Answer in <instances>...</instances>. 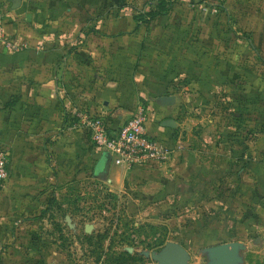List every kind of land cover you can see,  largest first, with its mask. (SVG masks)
Wrapping results in <instances>:
<instances>
[{"label":"crops","instance_id":"obj_1","mask_svg":"<svg viewBox=\"0 0 264 264\" xmlns=\"http://www.w3.org/2000/svg\"><path fill=\"white\" fill-rule=\"evenodd\" d=\"M20 5L5 11V31L17 46H0V85L6 88L2 92L16 95L2 97L14 104L0 109L2 141L12 154L9 189L26 194L52 188L60 178L92 173L107 177L118 190L131 184L132 189L154 196L171 185L169 180H176L197 185L193 198L201 230L212 221L221 232H229L214 245L228 243V238L236 241L237 231L261 225L264 85L259 86V97H249V63L235 64L227 58L236 49L247 54L257 50L251 36L264 40V0H228L224 12L217 14L185 9L194 28L179 34L183 45L176 51L170 43L164 48L167 37L162 29H149L157 18L143 31L134 16H118L104 28L88 30L85 15L68 7L52 14L56 20L51 28L29 31L23 29V18L31 16L24 8L26 0ZM239 26L242 29L235 30ZM192 38L193 47L188 42ZM258 43L264 55V44ZM177 52L198 55L194 85L210 90V97H193L194 110L191 97H180L172 89L173 56L168 59L166 54ZM145 53L160 55L150 65L143 57L148 66L138 68L140 54ZM258 69L263 72L264 64ZM164 97L172 100L166 103ZM140 106L148 113V132L163 137L174 149L160 166L128 170L108 162L105 152L94 148L77 113L100 112L117 126L125 119L124 112L134 114ZM169 119L171 125L165 126ZM214 174L220 175L205 185Z\"/></svg>","mask_w":264,"mask_h":264},{"label":"rangeland","instance_id":"obj_2","mask_svg":"<svg viewBox=\"0 0 264 264\" xmlns=\"http://www.w3.org/2000/svg\"><path fill=\"white\" fill-rule=\"evenodd\" d=\"M14 1L0 0V9L4 13L7 9H20L22 5L13 7ZM153 1L26 0L24 8L30 11L31 16L23 18V29L37 31L51 28L56 20L52 14L66 12L68 7L85 15L88 22L84 28L91 30L101 25L104 28L112 18L118 16L127 19L131 16L153 15ZM227 1L168 0L167 12L157 16L155 26L149 29H162L167 37V44L163 43L164 48L170 43L171 49L176 51L183 45L179 34L194 28L193 19L187 20L185 17V9H190L192 13L201 10L217 14L224 12ZM229 11L231 15L234 14L233 10ZM144 29L145 25H142V31ZM236 29L242 28L239 26ZM251 38L257 50L247 54L243 53L244 50L236 49L235 55L227 60L235 64L249 63V97H259L262 94L259 86L264 85V71H260L258 65L264 64V55L259 51L258 42L263 46L264 40L253 36ZM188 42L194 46V38ZM245 45L242 43V46ZM159 55L140 54L138 68L144 66L145 62L152 64ZM171 56L169 77L174 86L172 89L180 97H191L189 104L194 110L193 97H210V90L202 91L194 85V80L198 78L195 73L198 55H182L180 52L175 55L166 54L168 59ZM143 57L146 58L145 62H142ZM4 89L0 85V109L14 104L12 100L3 101L2 97L16 96H8L2 92ZM124 113L127 118L133 112ZM2 131L0 126V149H7L10 167L12 154L2 141ZM169 181L171 185H165L161 193L143 198L137 197V194L144 193L132 189L131 184L118 190L107 177H96L92 173L79 179L60 178L52 183V188L49 185L26 194L24 190L13 187L9 189L8 179L0 185V264H160L157 256L175 242L187 249V264H214L216 258L211 248L229 237V232H221L219 224L212 221L206 222L208 228L201 230V222L195 215L193 193L184 197L179 194L182 189L176 186L183 182ZM67 215L71 217L72 225L66 221ZM262 218L258 227L248 232L237 231L236 241L228 238V243L236 242L239 246L238 259L234 264H264V215ZM205 219H202V223H205ZM87 224L92 226L90 232L85 230Z\"/></svg>","mask_w":264,"mask_h":264},{"label":"built area","instance_id":"obj_3","mask_svg":"<svg viewBox=\"0 0 264 264\" xmlns=\"http://www.w3.org/2000/svg\"><path fill=\"white\" fill-rule=\"evenodd\" d=\"M0 46L16 48V43L5 31V13L0 9ZM80 124L90 133L97 151L108 152L111 161L128 170L154 168L167 162L173 147L166 139L148 132V113L143 106L114 126L108 117L100 112L80 110L77 113ZM7 149H0V185L10 177Z\"/></svg>","mask_w":264,"mask_h":264},{"label":"water","instance_id":"obj_4","mask_svg":"<svg viewBox=\"0 0 264 264\" xmlns=\"http://www.w3.org/2000/svg\"><path fill=\"white\" fill-rule=\"evenodd\" d=\"M21 0H15L13 7L16 8L20 6ZM163 101H166V103H169L170 100H172V97H164L162 99ZM170 119L166 120L164 125L170 126ZM105 156L107 158L108 162H111V155L108 152H105ZM71 217L69 215L66 216V221L71 224ZM92 229V226L90 224H87L85 227L86 232H90ZM238 250L239 246L238 244H230V243H221L218 245H215L211 248L213 256L216 258V261L214 264H234V262L238 259ZM157 258L160 261V264H187L189 260V254L187 249L180 243H171L169 244L163 253Z\"/></svg>","mask_w":264,"mask_h":264},{"label":"trees","instance_id":"obj_5","mask_svg":"<svg viewBox=\"0 0 264 264\" xmlns=\"http://www.w3.org/2000/svg\"><path fill=\"white\" fill-rule=\"evenodd\" d=\"M167 1L168 0H154L152 2V5H151V8L154 10L153 11L154 14L153 15L137 16L135 18V20L142 23L145 26H148V24L150 23L151 20H154L157 16H161L162 14H165V12H167ZM208 173H210V172L208 171L207 174ZM219 175L214 174L213 178L211 177V175H209L208 177L206 176L207 178L205 179L204 184L210 185L212 180L217 179L219 177ZM176 186H178L179 188L182 189V192H179V194L183 195L184 197L192 194L197 187L196 184H192V183H179ZM137 197H143V198H149L150 197L151 198L152 196L137 194Z\"/></svg>","mask_w":264,"mask_h":264}]
</instances>
